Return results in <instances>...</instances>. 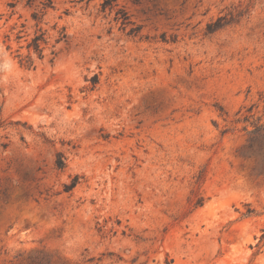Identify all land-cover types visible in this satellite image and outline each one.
I'll list each match as a JSON object with an SVG mask.
<instances>
[{"label":"rangeland","instance_id":"1","mask_svg":"<svg viewBox=\"0 0 264 264\" xmlns=\"http://www.w3.org/2000/svg\"><path fill=\"white\" fill-rule=\"evenodd\" d=\"M102 1L0 0V264H264V0Z\"/></svg>","mask_w":264,"mask_h":264},{"label":"trees","instance_id":"2","mask_svg":"<svg viewBox=\"0 0 264 264\" xmlns=\"http://www.w3.org/2000/svg\"><path fill=\"white\" fill-rule=\"evenodd\" d=\"M116 5H117L116 0H103L101 2V10L105 11L107 8L108 9H112L113 6H116ZM121 10H122L121 7H118L116 9L114 19L117 20V21L118 20L120 21L122 28H126V26H128L130 24L131 26L128 28V32L127 33L130 34V35H136L138 33V31H139V27L133 25V22L130 19H127L126 17L125 18L119 17L118 14L120 13ZM216 22H218V20ZM216 22L214 24L208 25V28H209L208 30L209 31H213V30H215V29H217V28H219V27H221L223 25V24L216 23ZM41 42H44L43 32H40L39 34H35L32 37L31 41L27 45L28 48H33L34 51L38 52L40 57H42ZM20 63L21 64L23 63V64L27 65V67L33 66L32 60L30 59V57L28 55H26L24 58H20ZM56 166L58 168H63L65 166V163H64L61 155H58V159L56 161ZM76 184H77V177L75 176V177H73L72 181L69 184L65 185V189L66 190H70Z\"/></svg>","mask_w":264,"mask_h":264}]
</instances>
